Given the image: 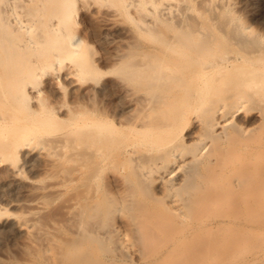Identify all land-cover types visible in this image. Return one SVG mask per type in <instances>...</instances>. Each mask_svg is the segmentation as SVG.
<instances>
[{"label":"bare ground","instance_id":"6f19581e","mask_svg":"<svg viewBox=\"0 0 264 264\" xmlns=\"http://www.w3.org/2000/svg\"><path fill=\"white\" fill-rule=\"evenodd\" d=\"M234 6L0 0V230L33 264H264V34ZM79 25L119 29L106 71Z\"/></svg>","mask_w":264,"mask_h":264},{"label":"rangeland","instance_id":"374dc122","mask_svg":"<svg viewBox=\"0 0 264 264\" xmlns=\"http://www.w3.org/2000/svg\"><path fill=\"white\" fill-rule=\"evenodd\" d=\"M231 12L236 18L248 24L253 32L264 34V0H235L234 9ZM76 21L78 22V20ZM121 23L124 26L123 28L129 26V23L126 21ZM80 27V25L77 26L78 31L83 32ZM118 30L96 27L94 30L95 35L91 31L84 30L83 32H86L84 36L88 45L91 47L93 62L102 72L106 71L109 67L101 61V57L106 54L107 51L105 50H107L108 43L121 39ZM65 101L68 102L69 97H65ZM20 244V237L14 234L12 235L10 231L0 230V264H33L34 259L18 248Z\"/></svg>","mask_w":264,"mask_h":264}]
</instances>
